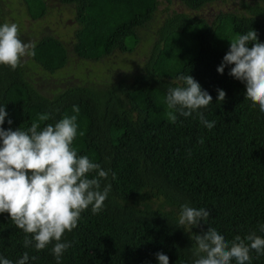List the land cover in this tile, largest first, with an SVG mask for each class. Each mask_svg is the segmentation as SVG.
Returning a JSON list of instances; mask_svg holds the SVG:
<instances>
[{"label":"trees","instance_id":"trees-1","mask_svg":"<svg viewBox=\"0 0 264 264\" xmlns=\"http://www.w3.org/2000/svg\"><path fill=\"white\" fill-rule=\"evenodd\" d=\"M177 1L199 10L223 0ZM238 1L240 9L220 11L211 20L177 10L166 14L147 57L125 78L108 80L102 73L104 83L69 84L47 96L24 77V58L16 68L0 65V104L8 113L4 128L26 129L44 112L51 115L41 126L54 124L72 114L76 104L80 113L72 146L111 170L101 185L111 184L104 207L96 213L84 209L77 226L64 233L62 239L71 246L59 264H157L158 251L168 255L169 264H192L195 242L176 223L184 203L210 212L205 222L191 229L193 233L210 226L229 240L251 231L264 236L259 231L264 224V112L244 96V84L228 74L230 66L223 74L216 71L235 34L254 29L264 41V0ZM59 2L73 5L77 26L70 45L78 60L90 63L115 51L123 56L135 52L141 42L139 29L154 19L159 4ZM22 4L18 23L26 14L37 21L47 12L45 0ZM4 20L0 7V23ZM31 40L35 56H26L30 63L50 73L71 64L73 55L54 35ZM181 74L191 75L211 94L212 102L201 109L207 119L216 121L211 130L196 113L179 116L175 123L168 120L163 97L169 87L183 83L177 79ZM218 88L226 93L223 101L216 100ZM25 235L30 234L16 227L7 212L0 213V255L16 260L27 251L36 257L28 264H57L51 244L42 250L25 248ZM250 255L251 264H264V255L255 250Z\"/></svg>","mask_w":264,"mask_h":264},{"label":"clouds","instance_id":"clouds-1","mask_svg":"<svg viewBox=\"0 0 264 264\" xmlns=\"http://www.w3.org/2000/svg\"><path fill=\"white\" fill-rule=\"evenodd\" d=\"M229 40L228 50L223 55L216 71L228 74L244 84V96L264 112V41L250 29L237 33ZM251 44V46H249ZM25 56H35V44L20 39L16 22L0 23V65L16 68ZM183 83L169 87L163 97L167 107L166 116L175 123L179 116L189 117L196 113L201 124L211 130L215 120L205 117L201 109L212 102L211 94L189 74L177 77ZM226 93L217 89L216 100L223 101ZM80 107L72 105V114H65L58 121H48L50 113L38 115L26 129L4 128L8 113L0 104V213L7 212L15 226L25 235V248L45 249L52 245L51 252L57 264L71 242L62 239L72 231L81 212L91 208L93 213L104 207L111 184L106 181L110 169L94 162L88 155L78 154L72 146L78 134L77 119ZM10 125L11 119L7 120ZM83 135V132H79ZM95 172V175H89ZM115 176V173H112ZM176 219L195 242L192 264H251V251L264 255V236L251 231L245 236L236 235L229 240L215 227L193 233L191 229L205 222L210 212L203 207L181 204ZM264 232V224L259 226ZM157 264H169L166 253H155ZM27 251L16 260L0 255V264H28L35 260Z\"/></svg>","mask_w":264,"mask_h":264},{"label":"rangeland","instance_id":"rangeland-1","mask_svg":"<svg viewBox=\"0 0 264 264\" xmlns=\"http://www.w3.org/2000/svg\"><path fill=\"white\" fill-rule=\"evenodd\" d=\"M45 1L47 2V12L37 21H33L26 14L18 23V20H16L17 13H22V7H24L22 0H0V7L5 22H16L19 25V36L21 40L29 42L33 36L38 38L45 34H52L63 41L62 43L68 49L69 55H73L70 57L71 64H68L66 68L55 73H50L30 63L26 56L23 57L24 77L36 89L47 96H52L69 84L81 83L93 85L100 82L104 83L105 79L102 73H107L108 80L114 79L115 77L125 78L127 75L135 73L137 67L147 57V53L155 39L158 23L163 20L166 14L172 12V10L191 13L194 16L211 20L220 11H234L236 7L240 9V1L238 0L214 1L204 5L199 10H190L177 0H158V9L154 19L147 26L139 29L141 42L135 52L123 56V54L120 55L115 51V53L107 58H103L99 62L90 63L88 61L78 60L70 45L74 29L77 26L74 20L75 9L73 5L61 4L59 0ZM21 32L24 35H20ZM125 62H130L133 66L129 67ZM99 69H102V71Z\"/></svg>","mask_w":264,"mask_h":264}]
</instances>
